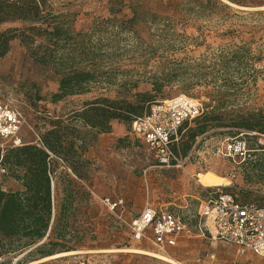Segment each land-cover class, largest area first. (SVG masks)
<instances>
[{
	"label": "rangeland",
	"instance_id": "obj_1",
	"mask_svg": "<svg viewBox=\"0 0 264 264\" xmlns=\"http://www.w3.org/2000/svg\"><path fill=\"white\" fill-rule=\"evenodd\" d=\"M47 1L54 14L65 15L71 30L82 35L76 65L95 71L97 79L88 92L52 104L50 96L58 88L53 68L34 64L19 40L12 41L9 54L0 58V94L15 99L24 115L27 125L20 132L24 144L38 143L51 121L68 120L84 102L99 97L135 102L137 94L147 93L151 103L179 95L196 100L202 114L213 110L219 116L215 126L203 135L205 140L200 139V152L206 148L211 151L215 142L235 136L240 128L234 124L239 119L255 115L264 120V0H219L230 7L221 14L218 9H201L196 0ZM132 11L137 14L130 21ZM24 25L1 24L0 32ZM70 123L79 130L86 149L93 147V131L78 121ZM126 126L128 132L116 142L115 151H108L99 164L87 159L85 178H76L60 162L53 167L55 214L67 195L65 173L74 180L71 186L77 194L71 207L74 215L68 220L69 234L56 238L54 214L50 239L71 247L68 252L80 253L35 264H73L79 257L96 264H168L125 251L130 248L161 252L180 264H264L263 257L238 254L234 247L213 241L208 235L180 238L176 246L161 250L148 240H134L128 228L122 229L118 210L109 211L103 199L122 198L130 217L136 218L147 202L152 206L160 202L159 191L171 189L184 191L173 209L195 227L197 200L190 196L200 188L197 175L205 172L227 178L225 188L242 199L264 201L261 155L254 154L253 161L234 167L220 158L200 154L184 168L160 169L145 145L131 135V125ZM0 187L5 191L21 188L6 171H0ZM185 204L189 207L184 208ZM96 246L118 251H98ZM30 250L18 257V264L43 259L35 254L31 261ZM13 259L17 258L4 256L0 264H13Z\"/></svg>",
	"mask_w": 264,
	"mask_h": 264
},
{
	"label": "trees",
	"instance_id": "obj_2",
	"mask_svg": "<svg viewBox=\"0 0 264 264\" xmlns=\"http://www.w3.org/2000/svg\"><path fill=\"white\" fill-rule=\"evenodd\" d=\"M196 1L201 9L210 12L218 9L217 13L221 14L224 10H230L219 0ZM132 14L130 21L135 18L137 11H132ZM15 22L25 25L0 32V58L8 54L12 41L19 40L34 64L42 68L51 66L58 77L57 91L50 96L52 104L88 92L97 76L95 71H86L76 65L78 38L82 35L71 30L65 15L54 14L47 0H0V25ZM136 97L135 102L103 97L84 102L68 120L58 118L51 121L50 127L40 134L38 143L0 150V168L18 181L21 187L16 191H5L0 187V253L3 257L18 258L24 251L31 249L29 257L34 261L31 256L35 254L41 259L72 251L71 247L63 243L52 242L49 235L52 231L49 174L58 165V160L54 158L60 159L76 178H85L84 172L89 165L84 157L86 147L83 139H79V130L70 121H78L93 131L94 135L109 133L113 121L130 125L134 117L147 112L153 104L152 97L147 93L137 94ZM217 120L219 116L212 110L193 120V127L186 122L180 129L181 155H186L196 139L203 137ZM234 125L239 130L264 132V120L255 115L241 118ZM70 174H64L67 195L55 214V234L58 239L69 234L68 220L74 215L71 207L77 192L71 186L74 180ZM42 240L48 241L37 245Z\"/></svg>",
	"mask_w": 264,
	"mask_h": 264
},
{
	"label": "built area",
	"instance_id": "obj_3",
	"mask_svg": "<svg viewBox=\"0 0 264 264\" xmlns=\"http://www.w3.org/2000/svg\"><path fill=\"white\" fill-rule=\"evenodd\" d=\"M203 113L201 105L192 98L179 95L154 102L147 112L134 117L131 135L141 141L157 165L166 169H181L200 154L217 157L236 166L253 161L254 154L264 157V132L238 130V134L215 142L209 151H199L197 138L186 155H181L180 129ZM27 125L16 100L8 94H0V150L16 148L24 143L21 129ZM205 140V139H204ZM58 163L64 164L58 158ZM1 172L5 170L0 168ZM51 178L52 218L54 219V183ZM204 198L197 210L198 223L192 227L166 207L146 205L129 225L132 238L148 240L161 250L177 245L180 238L191 239L208 235L234 247L238 254L250 253L264 258V201L242 199L225 187H202ZM264 198V195H263ZM102 203L109 211L118 210L122 201L106 198ZM117 218L118 215L116 214ZM207 233V234H205ZM20 257V256H19ZM3 256L0 253V262ZM18 260L17 259H13ZM73 264H96L91 259L79 257Z\"/></svg>",
	"mask_w": 264,
	"mask_h": 264
},
{
	"label": "crops",
	"instance_id": "obj_4",
	"mask_svg": "<svg viewBox=\"0 0 264 264\" xmlns=\"http://www.w3.org/2000/svg\"><path fill=\"white\" fill-rule=\"evenodd\" d=\"M7 24V23H6ZM9 24H19V22H15V23H9ZM12 43V42H11ZM10 43V44H11ZM10 51V50H9ZM9 54V52H8ZM87 129H89L88 127H86ZM90 130V129H89ZM128 132L127 126L124 123H120L118 121H113L111 123V131L109 133L106 134H98L96 135V142H94L93 147H89L85 150L84 153V157H86L85 159L89 158H93L94 161L96 162V164H99L101 162L102 157L108 152H112L116 150V142L118 140H120L122 137L126 136ZM90 161V160H89ZM160 169H165V168H161L160 166H157ZM166 170H173V169H166ZM97 180H99L97 178ZM203 185H200L199 189H195L192 193L191 196L193 199L197 200L196 203V215L195 218L197 217V219L199 220L198 217V207L199 205L202 204L203 202V198H204V190H203ZM184 191H178V190H174L171 189L170 192H163V191H159V198L161 199L159 203L153 205L156 207H166L167 209H169L171 212H173L175 215H177L178 217H180L175 210L173 209V206H176L174 204V201L177 199H181L182 194ZM110 199V198H108ZM169 199L170 201L165 202V200ZM111 201H122V205L121 207L118 209L117 211V215H118V219L120 220L121 224H122V229L124 228H128V225L135 220L136 218H131V214L129 212H127L126 208L124 207V203L122 198L121 199H110ZM183 200H181L182 202ZM146 205H149L148 202L146 203ZM186 206H183L184 208H187V204H185ZM189 207V206H188ZM141 213V212H140ZM139 213V214H140ZM195 214V213H194ZM139 216V215H138ZM181 218V217H180ZM182 219V218H181ZM183 220V219H182ZM184 222H186L185 220H183ZM129 229V228H128ZM197 238H202V236H195ZM180 240V239H179ZM178 240V243H179ZM177 243V244H178ZM95 250L98 251H108L111 252L110 248H102L101 246H96L94 248ZM165 250V249H164Z\"/></svg>",
	"mask_w": 264,
	"mask_h": 264
},
{
	"label": "bare ground",
	"instance_id": "obj_5",
	"mask_svg": "<svg viewBox=\"0 0 264 264\" xmlns=\"http://www.w3.org/2000/svg\"><path fill=\"white\" fill-rule=\"evenodd\" d=\"M197 181L199 184L206 186V187H225L229 184V180L227 178L216 175L213 172H205V173L198 174L197 175ZM111 251H118V250H111ZM125 251L150 256L153 258H157V259L164 261L168 264H180L179 262L175 261L174 259L162 254L161 252H154L151 250H146V249H141V248H130V249H127ZM74 253H80V252H67V253L55 254L53 256L43 258L39 261L32 262L30 264H35L37 262L45 261V260L56 258L59 256H67V255H71Z\"/></svg>",
	"mask_w": 264,
	"mask_h": 264
},
{
	"label": "water",
	"instance_id": "obj_6",
	"mask_svg": "<svg viewBox=\"0 0 264 264\" xmlns=\"http://www.w3.org/2000/svg\"><path fill=\"white\" fill-rule=\"evenodd\" d=\"M16 261H17V260H15L13 264H15Z\"/></svg>",
	"mask_w": 264,
	"mask_h": 264
}]
</instances>
